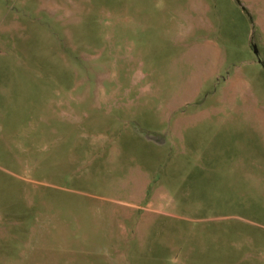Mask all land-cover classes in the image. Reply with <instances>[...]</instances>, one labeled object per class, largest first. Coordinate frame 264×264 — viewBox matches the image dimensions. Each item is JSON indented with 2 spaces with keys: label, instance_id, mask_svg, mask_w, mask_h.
<instances>
[{
  "label": "rangeland",
  "instance_id": "374dc122",
  "mask_svg": "<svg viewBox=\"0 0 264 264\" xmlns=\"http://www.w3.org/2000/svg\"><path fill=\"white\" fill-rule=\"evenodd\" d=\"M0 264H264V0H0Z\"/></svg>",
  "mask_w": 264,
  "mask_h": 264
},
{
  "label": "water",
  "instance_id": "95a60500",
  "mask_svg": "<svg viewBox=\"0 0 264 264\" xmlns=\"http://www.w3.org/2000/svg\"><path fill=\"white\" fill-rule=\"evenodd\" d=\"M254 51H255V53H256V55H257V59H258V61H259L260 63H262L261 58L259 57V55H258L256 49H255Z\"/></svg>",
  "mask_w": 264,
  "mask_h": 264
}]
</instances>
